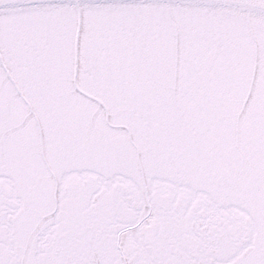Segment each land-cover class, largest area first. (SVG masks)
<instances>
[{
  "label": "snow or ice",
  "instance_id": "obj_1",
  "mask_svg": "<svg viewBox=\"0 0 264 264\" xmlns=\"http://www.w3.org/2000/svg\"><path fill=\"white\" fill-rule=\"evenodd\" d=\"M0 264H264V0H0Z\"/></svg>",
  "mask_w": 264,
  "mask_h": 264
}]
</instances>
